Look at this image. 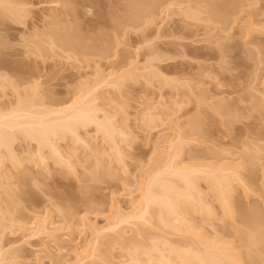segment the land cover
<instances>
[{"label":"rangeland","instance_id":"374dc122","mask_svg":"<svg viewBox=\"0 0 264 264\" xmlns=\"http://www.w3.org/2000/svg\"><path fill=\"white\" fill-rule=\"evenodd\" d=\"M200 2L0 0V264H264V0Z\"/></svg>","mask_w":264,"mask_h":264},{"label":"bare ground","instance_id":"6f19581e","mask_svg":"<svg viewBox=\"0 0 264 264\" xmlns=\"http://www.w3.org/2000/svg\"><path fill=\"white\" fill-rule=\"evenodd\" d=\"M169 1H171V0H162V2L164 3L165 2V4L167 5V3H169ZM186 1H189V0H186ZM197 2H200V0H196ZM203 1H206V0H202L201 2H203ZM200 2V3H201ZM162 3V4H163ZM196 8H197V10H199L198 8H200V5H197V6H195ZM197 15V14H196ZM198 15H199V13H198ZM61 25V24H60ZM62 25H64V24H62ZM68 27L70 28V26L68 25ZM67 27V28H68ZM60 28H61V26H60ZM65 28V27H64ZM63 28V29H64ZM66 28V29H67ZM69 28L67 29L68 31V33L66 32V31H64V32H66V36L65 37H70V36H68L69 35ZM63 29H61V31H63ZM57 33H58V35L59 36H62L63 37V35H60V32L59 31H57ZM61 34H64L63 32L61 33ZM65 35V34H64ZM71 35V34H70ZM54 37V36H53ZM64 37V38H65ZM60 38V37H59ZM63 38V39H64ZM50 39V38H49ZM53 40H54V38H52ZM58 39V38H57ZM61 39V41L59 40V42H61L62 44L63 43H65V42H67L68 40H62V38H60ZM71 40H72V38H70ZM47 40H48V38H47ZM71 40H69L67 43H69ZM58 42V41H57ZM49 43H50V41H49ZM67 43H65V44H67ZM71 43H72V41H71ZM73 44V43H72ZM60 45V44H59ZM69 45H70V43H69ZM69 45H67V46H69ZM75 46V49H76V45H74ZM74 46H72L73 48H74ZM63 47H64V44H63ZM70 47H71V45H70ZM70 47H68L69 49H71ZM65 48H66V45H65ZM78 49V48H77ZM78 51V50H77ZM66 110L65 109H62V110H55V111H53L54 113H58V114H62V113H64ZM87 111V112H86ZM89 111L88 110H86V109H80L79 110V114L78 113H76V115H79V118L82 120V122H85V121H89V119H91L92 118V121H96V120H93V114H89L88 113ZM73 115V114H72ZM75 115V114H74ZM91 115H92V117H91ZM21 119V115L20 114H18L17 113V111H14L13 110V112H11L10 114H8V115H6V114H0V146L1 145H3V144H5L3 141H4V133L2 132L3 131V129L4 128H13V127H15L12 123L14 122V124H16V122H17V124H18V120H20ZM28 123H30V125H31V123H33L34 124V126L35 125H37L38 124V127H37V130L38 129H41V126L42 125H44L41 121H38V122H28ZM41 123H42V125H41ZM86 123V122H85ZM24 123H22V124H20V126L22 127V129H25L24 128V126H22ZM98 125H103L102 123H99ZM19 126V127H20ZM34 126H33V128H34ZM105 125H103V127H104ZM36 127V126H35ZM100 128H102L103 129V127H101V126H99ZM60 128H61V126H60ZM64 128V127H63ZM105 128H107L105 131H107V130H109L108 129V127H105ZM202 128V127H201ZM201 128H199L200 129V131H202L201 130ZM14 129V128H13ZM35 129V128H34ZM46 128L43 126V132L41 131H39L40 132V134L39 135H41V137L40 138H42L43 136L44 137H46L47 136V133H45V132H47L46 130H45ZM204 129V128H203ZM104 130V129H103ZM45 131V132H44ZM203 131H205V130H203ZM108 132V131H107ZM198 132V131H197ZM206 132V131H205ZM204 132V133H205ZM201 133H203V132H201ZM209 133V132H208ZM45 134V135H44ZM198 134V133H197ZM200 135V134H199ZM42 138V139H40V140H43L44 141V139L45 138ZM204 137V136H203ZM47 139V138H46ZM45 139V140H46ZM46 142H47V140H46ZM48 143V142H47ZM52 146V145H51ZM56 149V147L54 148V150ZM57 152H58V149L56 150ZM56 151H55V154H56ZM213 152H215V150H213ZM212 152V153H213ZM178 176H179V181L180 182H183L184 183V185H186V187L187 188H185V191H187V192H185L186 193V195L190 198L189 200H193L192 199V194H194V193H192V190H191V185H192V183L193 182H191V180H190V178L187 176V174H184V173H181V172H179V174H178ZM219 184H221L220 182L218 183V181L215 183V185H219ZM163 185V184H162ZM161 185V186H162ZM216 186V187H217ZM173 187H175V186H173V185H167L166 183L164 184V188H166V189H168V188H172L173 189ZM221 187V186H220ZM227 187V190H228V185L226 186ZM226 187L223 189V190H225L226 189ZM163 186H162V192H163ZM150 188H148L147 190V192H146V194L147 195H145L146 197V207H145V209H144V211H143V214L144 213H146V211H147V209H148V206H149V204L150 203H157V204H159L161 207L160 208H165V209H167V210H173V209H175V211H176V209L178 208L177 207V204H176V208L174 207V203H173V201H172V198H171V196H169L168 194H167V192H169V189H168V191L167 192H163V194H162V192L160 193L161 194V196L159 195V194H157L158 195V197H156L157 195L155 194V193H153L152 191H150L149 190ZM165 189V190H166ZM164 190V191H165ZM222 190V191H223ZM190 191V192H189ZM152 192V193H151ZM192 193V194H191ZM167 194V195H166ZM224 195H226V196H228V193L226 192V194H225V192L223 193ZM156 195V196H155ZM164 196V197H163ZM226 196H224V198H223V200L225 199V201H224V203L223 204H225L226 203V206L224 205V207H225V209H228V212L227 213H229L230 215L231 214H233V213H231L232 212V210H230V209H232L231 208V206H230V200H229V197H226ZM160 197V198H159ZM200 199V198H199ZM194 201L195 202H197V199H194ZM198 203L200 204L201 203V201L199 202V200H198ZM230 210V211H229ZM174 211V210H173ZM228 214V215H229ZM252 214L253 213H251V216H252ZM250 216V215H249ZM261 216L262 217H260V218H262V219H256V218H252V219H249L247 222H246V225H247V229H240L241 230V233H242V241L245 243V245H247V243L249 244L248 246V248H250L251 247V249H253L252 247L253 246H257V245H260L261 246V248H260V250L263 252L264 250V235L263 236H261V238H263V242H261L260 244L257 242V239H258V235H260L261 233L260 232H262V234L264 233L263 231H260L259 230V228H264V221H263V219H264V216H263V214H261ZM256 217H258V215H256ZM239 230V231H240ZM242 231H244V232H242ZM261 241H262V239H261ZM263 244V245H262ZM263 246V247H262ZM255 248V247H254ZM259 248H255L256 250H259ZM254 251V255H253V257H251L252 256V254H251V256H250V260H251V262H252V264H256L257 263V259L259 258V255L257 256H255V252H257V251H255V250H253ZM161 253H160V255H162V251H160ZM205 253V252H204ZM203 253V255H201L200 253V255H197V256H194V254H193V256H194V258H192L191 260H195V257H197V261H196V263L195 264H224V260L226 259L227 260V258H225L224 257V254H225V252H223V253H220V254H218L217 252H211V250H210V252H209V250H208V252L206 251V253L204 254ZM258 253H259V251H258ZM187 254V253H186ZM197 253H195V255H196ZM182 255H184L183 253H182ZM182 255H177V258L179 259H182V260H185L186 258H184L185 257V255H184V257L182 256ZM187 255H190V254H187ZM164 255H162V257H163ZM179 256V257H178ZM182 258H181V257ZM193 256H186V257H193ZM226 256V255H225ZM261 257V259L263 258L262 256H260ZM225 258V259H224ZM252 258V259H251ZM260 258L258 259V261L259 260H261ZM187 260H189L190 261V259L189 258H187ZM186 260V261H187ZM225 260V263H227V261ZM253 260H256V263H255V261L253 262ZM189 261H187V262H189ZM194 262V261H193ZM192 262V263H193ZM163 264L162 262H159V263H157V264ZM264 263V262H263ZM165 264H167V263H165ZM194 264V263H193Z\"/></svg>","mask_w":264,"mask_h":264}]
</instances>
